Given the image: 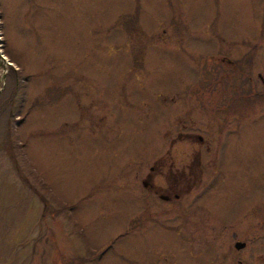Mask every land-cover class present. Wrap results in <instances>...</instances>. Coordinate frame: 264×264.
<instances>
[{
	"label": "rangeland",
	"instance_id": "rangeland-1",
	"mask_svg": "<svg viewBox=\"0 0 264 264\" xmlns=\"http://www.w3.org/2000/svg\"><path fill=\"white\" fill-rule=\"evenodd\" d=\"M256 2L0 0L17 66L0 83V264H264V92L192 98L210 54L255 37ZM223 104L255 111L215 147L239 153L241 174L225 178L227 159L214 189L202 176L176 200L143 191V164L173 155L174 129L191 119L204 136ZM165 178L151 180L161 192Z\"/></svg>",
	"mask_w": 264,
	"mask_h": 264
},
{
	"label": "flooded vegetation",
	"instance_id": "flooded-vegetation-1",
	"mask_svg": "<svg viewBox=\"0 0 264 264\" xmlns=\"http://www.w3.org/2000/svg\"><path fill=\"white\" fill-rule=\"evenodd\" d=\"M256 1L257 5L261 4V0ZM259 10L261 12L258 15L260 19V16L264 15V3L260 5ZM239 46H242L243 51L235 54L232 49L236 48L239 52ZM263 48L264 23L255 31V37L251 39L238 37L235 40H231L230 45L223 47L218 55L210 54L209 59H213L214 62H210V65H205L203 72L200 73V84L195 86L194 89L197 91L198 96H195L194 91L192 98L194 96L195 98L199 97L209 101L220 99L221 101H226L227 104L232 102L254 103L260 94L264 92V61L258 57ZM251 49L253 53L249 57L247 56V50ZM201 92L204 93L200 94ZM222 108L211 112L213 115L216 114L215 118L223 117L222 123L217 120L213 121V115H210L211 113L209 112L207 113L209 120L208 125L204 128V136L198 132L186 130V128L195 129L191 119L185 121L188 123L187 125L182 123L180 129L184 130L174 129V136L169 143L171 147L168 148L170 150L172 146H176L173 148V155L168 153L171 156L165 158V160L162 157H157L155 163L153 161L149 167L143 164V168H146L140 179L143 191L152 193L162 200H176L183 192L199 188L202 185V176L205 178L204 182H208L207 189H214V187H217V170L215 168L217 162L226 164L227 159L235 160L237 168L236 172L233 173V170L228 166L223 167V171L226 172L225 178L230 175L237 176L241 174V163L238 162L239 153L236 156L222 160L219 159L220 148L215 147L222 144L224 133L230 127H233V119H236L237 122H242L241 118L251 116L255 111L231 110L227 109L225 104L222 105ZM201 155L206 157L205 161L201 160ZM201 165H203V168ZM163 170L164 176L167 178V187L164 192H161L159 188L154 187L155 185L151 180L155 174L161 175ZM202 170H205V172ZM257 173L256 176L259 177L260 173ZM243 183L245 184V182ZM231 235L233 237L234 233Z\"/></svg>",
	"mask_w": 264,
	"mask_h": 264
},
{
	"label": "trees",
	"instance_id": "trees-1",
	"mask_svg": "<svg viewBox=\"0 0 264 264\" xmlns=\"http://www.w3.org/2000/svg\"><path fill=\"white\" fill-rule=\"evenodd\" d=\"M11 100H12L11 95L9 97H6L4 99V107L3 108H5L6 106H8L10 104L9 101H11ZM0 103H1V101H0ZM7 103H9V104L7 105ZM7 109H8V107H7Z\"/></svg>",
	"mask_w": 264,
	"mask_h": 264
},
{
	"label": "water",
	"instance_id": "water-1",
	"mask_svg": "<svg viewBox=\"0 0 264 264\" xmlns=\"http://www.w3.org/2000/svg\"><path fill=\"white\" fill-rule=\"evenodd\" d=\"M243 245H244V243H242V242H238V241L234 243V247H235L236 249L242 247Z\"/></svg>",
	"mask_w": 264,
	"mask_h": 264
}]
</instances>
